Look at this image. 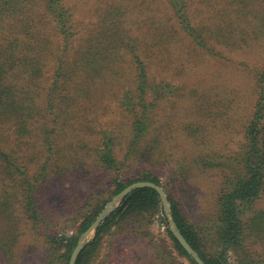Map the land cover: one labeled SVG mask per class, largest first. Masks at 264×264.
<instances>
[{"label": "trees", "instance_id": "obj_1", "mask_svg": "<svg viewBox=\"0 0 264 264\" xmlns=\"http://www.w3.org/2000/svg\"><path fill=\"white\" fill-rule=\"evenodd\" d=\"M169 2L183 32H188V37L194 38L199 44L196 45L206 50V53L220 57L216 46L205 44L206 39L204 41L197 29L191 26V18L186 11L188 6L181 5L178 0ZM67 3L68 0H0V213L8 231L9 227L16 224L11 223L14 219L28 217L33 222L39 219L41 207L36 196L39 197L45 190L49 176L48 164L72 158L61 154L64 149L60 147L58 135L65 128L76 130L80 127L77 123L78 109L75 108L77 94L85 91L91 80L123 86L118 105L133 120L130 146L125 157L135 156L140 151L142 156L148 154L147 158L154 155L155 161L152 160L151 164L156 169L152 171L150 165L151 171L145 170L143 176L135 181H114L110 197H99L94 204H90L94 200L93 194L86 197L85 192L77 193L70 183H66L74 173L67 170L70 168L69 161L65 162V167L58 169V175L68 194L65 206L71 210L88 208L82 216L79 235L90 228L105 204L129 185L139 181L161 185L160 175L156 170L171 158L162 148L158 137L154 139L157 140L155 147L142 144L148 143L146 139L150 141L153 136L152 127L155 124L154 114L158 109V101L172 94V91H167L170 89L168 84L163 91L160 87L157 92L153 90L159 86L151 72L153 60L150 56L154 58V53L142 48L141 54L132 51L133 76L132 81H128V74L120 67L123 59L117 61L113 53L119 43H122L119 50L125 46L130 47L118 32L115 41V37L110 34L113 27L111 24L99 33L101 35L96 34L92 36L93 39H88L82 53L74 61L67 60L64 57L77 40L80 28L78 21L72 23L76 7L67 6ZM115 5L107 2L106 6L111 11ZM240 6L246 5L240 3ZM236 12L240 15L239 6ZM113 14L109 15L111 21ZM246 23L250 21L246 19ZM174 28L178 31L177 25ZM108 30L110 31L107 32ZM161 30L162 35L165 34L164 29ZM252 35L254 38L264 36V27L250 36ZM228 36L226 39L230 42L240 40L236 31ZM113 41L115 46L110 45ZM146 44L157 45L159 42L154 40L144 45ZM132 49L134 48L131 47ZM47 55H51L55 61L54 79L50 84H47L45 78ZM80 74H84L83 78H80ZM123 78L130 83L121 82ZM253 79L257 99L251 118L244 127L241 146L236 151L227 153L223 150L202 151L191 162L184 156L176 161V170H170L171 183L178 184L176 189L173 187V191H178L185 185L191 172L219 174L213 193L214 205L199 223H191L174 196L168 194L175 224L205 264H264V208H259L264 200V68L255 69ZM81 86L82 89L78 91ZM84 98L90 101L88 95L85 94ZM193 128L192 124L185 127L196 138L199 129L194 131ZM97 134L99 136L96 141H90L87 136L79 140L74 137L68 151L74 156L91 158L96 167L104 172L118 170L122 163L117 159L116 138L109 137L107 131H97ZM29 139L38 141L50 154L49 158L43 156L45 161H39L41 169L32 177L23 162L26 155L19 150L28 144ZM70 166L73 167L72 164ZM65 171L68 175L62 176ZM27 193L30 195L25 197L24 194ZM97 193L99 196L103 194ZM73 194L78 197H72ZM25 204L32 212L31 217L25 211ZM21 208V216L15 217L17 210L20 211ZM160 213H163V206L157 191L151 188L134 190L125 197L123 206L98 228L95 241L83 250L76 264H90L101 247L103 234L122 225L134 223L138 225V234L148 237L149 234L144 232L146 223ZM79 235L64 238L63 253L61 257L57 255L58 261L69 264ZM169 235L175 250L191 264H197L171 231ZM0 251L2 252L1 246ZM56 252L59 254L58 250ZM157 259L162 260L160 257Z\"/></svg>", "mask_w": 264, "mask_h": 264}, {"label": "rangeland", "instance_id": "obj_2", "mask_svg": "<svg viewBox=\"0 0 264 264\" xmlns=\"http://www.w3.org/2000/svg\"><path fill=\"white\" fill-rule=\"evenodd\" d=\"M107 2L116 4L113 10L108 9ZM178 2L188 6L186 11L191 18V26L197 29L203 40L206 39L205 44L216 46L220 51L218 55L220 57L206 53V50L196 45L198 43L194 38L188 37V32H183L169 0H68L67 6L76 7L72 23L78 21L80 28L77 40L69 47V52L64 58L74 61L82 53L85 42L93 39L92 36L96 34L101 35L99 33L111 24L113 27L110 34L115 37V41L118 32L130 47L125 46L119 50L122 44L119 43L115 52L112 51L117 61L123 59L120 67L128 74V81H132L133 76L132 51L141 54L142 48L154 53V58L150 56L153 60L151 72L159 86L153 90L157 92V88L160 87L163 91L168 84L170 89L167 91H172V94L158 101V109L154 114L155 124L152 127L155 137L151 136L150 141L146 139L148 143L142 144L155 147L157 140L154 139L158 137L161 141L162 148L166 154L171 155V158L165 160L167 164L156 170L161 180L159 186L167 197L168 194L174 196L176 203L180 205L191 223H199L214 205L213 193L214 187L218 184L219 174L191 172L185 185L178 191H173V187L176 189L178 184L171 183L170 170H176V161L184 156L191 162L202 151L223 150L227 153L236 151L241 146L244 127L251 118L257 99L253 71L264 68V36L258 38L250 36L257 29L264 27V0H178ZM240 3H245L246 6H240ZM238 6L240 15L236 12ZM111 14L114 16L112 21L109 19ZM246 19L250 23H246ZM176 25L179 33L174 28ZM162 28L165 31L163 35ZM233 31L240 37L237 42L226 39ZM154 40L159 44L144 45ZM115 41L110 45L113 46ZM52 47H55V44H52ZM131 47L134 49L131 50ZM50 56H46L47 84L54 79L55 61ZM79 76L83 78L84 74ZM121 82L130 83L124 78ZM122 88V85L107 84L96 79L89 82L85 91L78 92L75 108L78 109L77 123L80 127L76 130L65 128L58 135L60 147L64 149L61 154L70 155L72 158L48 164L49 176L44 186L45 190L39 197L36 196L41 207V215L37 222L28 217L14 219L15 221L12 220L11 223L16 224L12 228L9 227L8 231L0 213L2 247L0 264H63L58 261L57 255L62 256L64 238L79 235L78 228L82 216L88 210V208L71 210L65 206L68 194L58 175L60 171L58 169L65 167V162L69 161L70 168L67 170L74 173L66 183H70L77 193L85 192L86 197L93 194L94 200H91L90 204H94L99 197H110L114 181L121 183L135 181L143 176L145 170L151 171L150 165L152 160L155 161L154 155L147 158L148 154L142 156L143 153L140 151L135 156L125 157L130 146L133 120L130 114L119 108L118 98L123 92ZM85 94L90 97V101L85 100ZM191 124L194 131L199 129L196 138L191 136V131L185 129ZM97 131H107L109 137L116 138L117 159L122 163L118 170L104 172L96 167L91 158L74 156L68 151L74 137H78L79 140L87 136L90 141H96L99 136ZM19 150L26 155L23 162L29 169L30 177L41 169L39 161H45L43 156L47 158L50 156L49 152L34 139H29L28 144ZM155 169L156 167L152 165V171ZM65 175H68L67 171L62 172V176ZM97 191L103 194L99 196ZM24 195L26 197L30 194ZM118 195L105 204L91 226ZM73 196L78 197L77 194ZM123 201L114 205L109 216L123 206ZM26 204L25 211L31 217L32 212L27 209ZM170 206L172 207L171 203ZM259 208H264V200ZM21 211L23 208L17 210L15 217H20ZM128 224L103 234L101 247L90 264H191L174 248L164 208L163 213L157 214L146 223L144 232L149 234L148 237L138 234V225ZM83 234L79 235V240ZM97 234L95 231L86 238L85 242L88 244L85 248L95 241ZM157 257L162 260H158Z\"/></svg>", "mask_w": 264, "mask_h": 264}, {"label": "water", "instance_id": "obj_3", "mask_svg": "<svg viewBox=\"0 0 264 264\" xmlns=\"http://www.w3.org/2000/svg\"><path fill=\"white\" fill-rule=\"evenodd\" d=\"M141 188H151L157 191L163 203V208L168 218L171 232L174 234V236L179 241L181 246L187 251V253L196 261L197 264H205L203 260L200 258V256L198 255V253L194 251V249L190 246L187 240L183 237L177 225L175 224V221L172 216V210H171V206L169 203V199L167 195L165 194L164 190L162 189V187L152 182L134 183L130 185L129 187H127L122 193H120L114 199V201L109 205V207L102 213V215L97 219V221L82 235V237L78 241L77 246L75 247L70 257L69 264L77 263L80 254L83 252V250L85 249V246L88 244L85 242L86 238H88L90 235H92L95 231L98 230L101 223L109 216V214L111 213V210L114 209V205L123 201L125 197H127L134 190L141 189Z\"/></svg>", "mask_w": 264, "mask_h": 264}]
</instances>
